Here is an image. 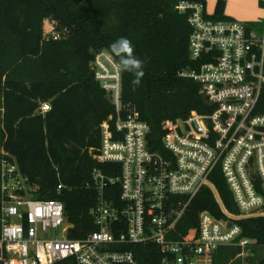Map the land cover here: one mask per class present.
Here are the masks:
<instances>
[{
	"label": "built area",
	"instance_id": "obj_1",
	"mask_svg": "<svg viewBox=\"0 0 264 264\" xmlns=\"http://www.w3.org/2000/svg\"><path fill=\"white\" fill-rule=\"evenodd\" d=\"M179 10L188 13L195 62L180 76L200 85L211 112L164 122L166 155L155 152L150 126L135 106L122 102L120 63L108 51L95 54L90 70L115 107V118L101 125V146L90 154L100 164L121 168L116 176L102 168L92 173L88 189L97 194L90 211L95 230L71 238L64 204L37 197L38 187L1 150L0 264H139L121 249L138 244L157 245L163 264H199L220 247L246 249L253 243L241 238L239 222L264 217V33L236 20H214L202 0L182 2ZM52 29L45 34L58 39ZM41 110L48 112L50 104ZM218 167L237 215L226 209L212 182ZM202 189L212 192L224 218L202 212L196 239L171 238Z\"/></svg>",
	"mask_w": 264,
	"mask_h": 264
},
{
	"label": "trees",
	"instance_id": "obj_2",
	"mask_svg": "<svg viewBox=\"0 0 264 264\" xmlns=\"http://www.w3.org/2000/svg\"><path fill=\"white\" fill-rule=\"evenodd\" d=\"M185 1L192 0H0V162L4 150L38 187L37 197L64 204L73 239L95 230L90 211L97 194L88 189L93 171L102 168L116 176L121 170L117 164H100L90 154L101 146V125L115 118V107L90 70L95 54L111 53L109 46L122 37L131 41L144 74L137 85L131 72L122 71V102L135 106L150 126L151 150L166 155L161 143L168 132L164 122L211 112L200 85L180 76L195 67L188 13L179 10ZM225 8L226 0H217L212 18L230 20ZM47 20L58 39L45 34ZM114 57L120 63L122 57ZM46 103L50 110L42 113ZM211 179L226 209L237 215L220 167ZM202 212L224 218L208 189L196 195L170 237L196 239ZM239 224L241 238L264 247V217ZM121 249L132 252L139 264H163L157 245ZM244 252L240 246L220 247L199 264H233Z\"/></svg>",
	"mask_w": 264,
	"mask_h": 264
},
{
	"label": "crops",
	"instance_id": "obj_3",
	"mask_svg": "<svg viewBox=\"0 0 264 264\" xmlns=\"http://www.w3.org/2000/svg\"><path fill=\"white\" fill-rule=\"evenodd\" d=\"M234 2L235 6L233 0H226L225 15L231 20L248 24L261 36L264 33L260 28L264 26V0H234Z\"/></svg>",
	"mask_w": 264,
	"mask_h": 264
},
{
	"label": "clouds",
	"instance_id": "obj_4",
	"mask_svg": "<svg viewBox=\"0 0 264 264\" xmlns=\"http://www.w3.org/2000/svg\"><path fill=\"white\" fill-rule=\"evenodd\" d=\"M109 47L114 56L122 57L120 60L121 71L131 72L135 77L133 83L139 85L144 73L142 62L134 55L131 41L122 37Z\"/></svg>",
	"mask_w": 264,
	"mask_h": 264
},
{
	"label": "rangeland",
	"instance_id": "obj_5",
	"mask_svg": "<svg viewBox=\"0 0 264 264\" xmlns=\"http://www.w3.org/2000/svg\"><path fill=\"white\" fill-rule=\"evenodd\" d=\"M206 4L207 14L212 16L214 14L215 5L217 0H203ZM233 5L235 6V2L233 0ZM53 23L50 21L45 22V33L50 35L53 31L52 29ZM261 30H264V26H260ZM237 262V263H236ZM233 264H264V247L254 246L253 243L250 244L246 249L243 255L240 257V260H235L231 262Z\"/></svg>",
	"mask_w": 264,
	"mask_h": 264
},
{
	"label": "water",
	"instance_id": "obj_6",
	"mask_svg": "<svg viewBox=\"0 0 264 264\" xmlns=\"http://www.w3.org/2000/svg\"><path fill=\"white\" fill-rule=\"evenodd\" d=\"M201 98H202V101H203L204 105H205L206 107H208L209 104H208V102H207L205 96H204V95H201Z\"/></svg>",
	"mask_w": 264,
	"mask_h": 264
}]
</instances>
